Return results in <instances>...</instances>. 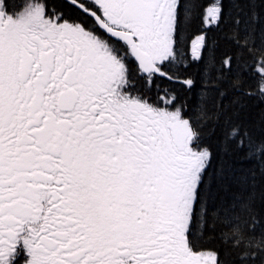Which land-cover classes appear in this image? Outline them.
Here are the masks:
<instances>
[{"label": "snow or ice", "instance_id": "obj_1", "mask_svg": "<svg viewBox=\"0 0 264 264\" xmlns=\"http://www.w3.org/2000/svg\"><path fill=\"white\" fill-rule=\"evenodd\" d=\"M0 264H264V0H0Z\"/></svg>", "mask_w": 264, "mask_h": 264}]
</instances>
